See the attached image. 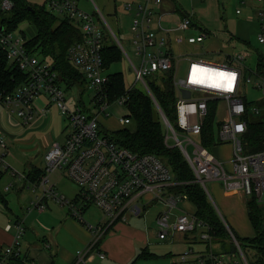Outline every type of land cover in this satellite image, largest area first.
<instances>
[{"label":"built area","instance_id":"obj_1","mask_svg":"<svg viewBox=\"0 0 264 264\" xmlns=\"http://www.w3.org/2000/svg\"><path fill=\"white\" fill-rule=\"evenodd\" d=\"M91 1L95 4L94 0ZM257 1L264 7V0ZM162 2L163 0H123V7L132 15L133 43L142 57L140 65L131 61L119 40L118 47L131 61L136 80L142 85L140 89L155 101L166 127L167 144L181 149L193 170L195 181L199 182L206 192H209L207 181L220 180L225 189L242 190L249 197L256 195L259 201L264 203V149L249 152L245 149L243 140L249 129L248 99L244 86L252 85L264 90V75L256 77L255 71L249 70L245 64L246 53L237 52L228 55L224 62L187 58L185 76L181 77V63L177 62L169 41L160 36L158 28L162 25L161 18L157 21L155 19L158 15L155 7L160 6ZM46 6L49 11L71 20L81 29L83 37L70 46L68 55L72 64L84 73L88 89L96 90L93 103L97 111L92 113L91 108L78 101L73 107L70 106L66 88L61 83L60 74L53 62L43 57L40 51L30 50L24 36H16L14 31L7 32L0 27V47L6 49L9 62L27 74L26 82L14 92L4 95L2 102L28 125L35 118L37 101L46 96L48 103L58 107L69 120V130L64 142H55L45 155V174L39 180V185L43 189V197H52L66 205L71 215L83 223L91 233V241L85 248L77 251L75 264H86L95 253L105 257V253L101 251V243L111 228L120 221H127L128 213L137 216L144 214L154 201L164 205L155 218L160 239L178 232L187 234L191 240L211 245L212 227L195 213L179 208L180 202L189 201V196L186 192L174 189L180 182L174 179L167 163L154 154H139L120 146L99 129L98 114L105 113L113 104L124 106L127 109L125 122H132L126 107L128 94L113 102L109 99L111 72L105 67L103 50L113 43L109 42V34L115 36V33L100 8L95 4L100 15L97 10L90 12L81 6L80 0H47ZM12 8L11 0H1L2 11L7 12ZM237 12L239 13L240 9ZM261 16L264 20V10ZM157 22L158 26H155ZM193 27L192 18L184 17L174 29L177 31L176 41L198 45L208 38L207 31L186 34V31ZM259 40L264 42V23ZM170 70L173 72L177 95L176 125L162 109L163 113L161 112V107L159 108L148 84L152 75ZM207 70L215 75H211ZM133 88L135 86H128L127 92ZM184 90L190 91L189 97L184 96ZM213 101L217 103L213 104ZM221 103L226 106L222 116ZM40 108L42 114L51 111L49 105ZM212 109L216 112L213 120L215 145L233 143L232 159L227 161L230 167L213 153L214 145L206 147L202 143L201 135ZM250 112L260 114L261 110L260 107L252 105ZM8 148L7 138L0 136V173L12 169L7 159ZM61 169H65L80 187L77 197L72 200L59 193L50 180L49 175ZM13 172L26 177L23 172ZM10 186L11 184L7 185L5 189L9 190ZM36 187L37 185L34 189ZM42 200L43 198L34 205L44 210L45 204ZM90 204L102 210L103 221L95 224L86 222L83 210ZM34 205L27 207L28 211ZM176 210L179 212L176 213ZM225 225L233 236L237 251L228 258L225 257L226 254H212L210 262L198 258L200 264H249L240 242L228 225ZM6 229H15V234L13 242L0 253V264H10V257L20 255V242L25 232L24 222H10ZM192 254V250L183 252L180 256L182 263L190 264L188 260Z\"/></svg>","mask_w":264,"mask_h":264},{"label":"crops","instance_id":"obj_2","mask_svg":"<svg viewBox=\"0 0 264 264\" xmlns=\"http://www.w3.org/2000/svg\"><path fill=\"white\" fill-rule=\"evenodd\" d=\"M118 1L119 0H104L103 2L113 7L114 11H116ZM204 1L207 2L208 0ZM186 2L188 1L163 0L160 6L155 7V11L158 13V15L155 16L156 21L161 18L162 25L161 28H158L160 36L169 41L174 50L177 62L181 64L184 61L188 62L187 58H204L209 60V58L203 56L208 54L223 53L227 57L237 52H245L247 55L246 61L249 60L251 62L253 56L256 58L253 67H250V64L247 65L246 61L245 64L251 71H255L256 77L261 75L256 71L258 57L264 56V42H260L259 40L262 24L264 23L261 16L264 7L261 3L257 0H215V5H217L218 8H223L226 18L223 20L222 28L211 33L210 30L206 28L198 27L196 23L200 19L198 18L197 12L194 11L195 6L190 4L191 10L189 11ZM238 9H240L239 13L237 12ZM209 12L210 9L208 10L205 8L203 16L207 21H209L210 17ZM186 16H190L194 21V27L187 30L186 34L191 35L200 33V31H207L209 36L204 42L193 45L189 43H178L176 41L175 37L177 31L174 29ZM155 26H158V22ZM72 90L75 91L76 87H73ZM262 91L264 95V90ZM37 103L36 117L28 124L29 127H27L28 125H25L15 113L5 107L0 99V136H5L7 138L9 147L7 159L12 167L10 171H3L0 173V181L3 180L5 183L3 189H0V208H6L8 210H0V253L4 251L6 246L13 242L15 234V229H6L7 224L16 220H21L24 222L25 232L22 238L23 240L20 242L21 252L19 256L22 258L27 257V264H75L77 251L85 248L91 241L90 231L83 223L71 215L66 205L52 197H43V189L39 185V181L36 180L37 178H34L33 169L39 168L44 170L46 162H44V167L41 168L34 164L33 161L29 162V160L23 164H19L15 157H13V149L19 141L18 136L28 134L30 129L34 128V126L40 122H50L55 110L58 108H56L55 105H50L46 96H42ZM255 103H258L261 107V113L263 112L264 114V96L261 100L255 101ZM44 105H49L51 109L48 114L41 113L40 107ZM221 106L223 108V113H225V104L221 103ZM48 140H46V144L34 145L32 149L27 148L29 150H24V153L30 156L35 154L38 155L39 151L42 149L47 153L55 142H59L57 139L52 140V138ZM215 148L217 157L221 159H228L233 155V143L231 142L222 143ZM27 164H29L28 169H26ZM14 170L25 173L26 177L24 178L19 174H14ZM55 173L53 172L54 175L50 174L49 177L57 188L59 187V178L61 177L59 174ZM210 181L211 189L208 187L209 194L212 190V195H210L214 197H212L214 201H217V204L216 201L215 204L219 210L218 214L224 216L225 220H223L225 224H227L233 234L237 235L239 238L254 237L255 231L250 221L248 211L249 196L245 195L242 190L225 189L220 180ZM9 184H11L10 189L6 190L5 187ZM35 185H37V187L34 189ZM15 186L17 187L16 193L13 191L9 195L2 194V192L11 191ZM26 189H30L34 193V201H32L31 205H34L35 202L43 198L42 201L45 204L44 210L34 205L28 212H25L24 208L19 209L17 213L12 211V203L13 206H16V200L24 201L27 197L28 194L26 193L28 192H25ZM57 190L59 191L60 188H57ZM62 191L60 193L65 194V192ZM78 193L79 190H76L72 198H76ZM93 205L94 204H90L83 210V217L86 222L90 224H95V222L98 221L94 216V210H91V206ZM159 206L161 209L164 208L163 204H159ZM33 209L39 211V218H32L31 215L33 212L31 211ZM158 211L155 214L154 221ZM29 212H31V214H29ZM160 240H168L170 244H183L184 248L174 253L172 252V245L166 246V249L162 251L153 252L151 250L152 244L147 237L146 231L140 229L137 225L129 223L128 219L127 221H120L116 223L102 239L101 251L105 253V257L102 258L95 253V255L87 260L86 264H146L149 260L155 259L162 260L163 264H183L180 256L186 250H192L193 252L188 262L190 264H200L198 258H204L207 262H210L212 254H226L225 257L228 258L229 255H233L234 253L231 248V243L228 241L224 245L220 242H213L211 245L203 242L201 244H194L192 243L194 240L189 239L187 234L178 232L170 234L167 238ZM143 251L152 253L154 258L137 260V256ZM9 260L8 263H10Z\"/></svg>","mask_w":264,"mask_h":264},{"label":"trees","instance_id":"obj_3","mask_svg":"<svg viewBox=\"0 0 264 264\" xmlns=\"http://www.w3.org/2000/svg\"><path fill=\"white\" fill-rule=\"evenodd\" d=\"M11 1L13 8L7 11L9 16H6V11L0 9V27L7 32H13L24 21L34 24L36 35L27 39V47L32 51H40L43 57L53 62L60 74L61 83L67 89H72L78 83L86 84L84 73L72 64L68 55L70 46L83 37L79 26L71 20L61 18L49 11L46 6L47 0L41 5L33 4L30 0ZM103 55L107 69L123 58L122 50L115 43L107 45L103 50ZM256 71L264 75V56L258 57ZM26 80L27 74L15 64L10 63L6 49L0 47V99L2 100L3 96L8 93L14 92ZM173 80V72L170 70L152 75L148 79V84L163 112L176 125L175 102L177 95ZM127 87L122 72L111 73L109 99L113 102L118 97L128 94L126 107L134 128H120L106 134L120 146L139 154L151 153L164 160L170 167L174 179L180 182L174 189L186 192L189 201L195 206V215L212 227L213 242H220L224 245L228 241L231 243L232 251L236 252L237 246L230 230L210 201L205 189L195 181L193 170L181 149L178 146L167 144L166 127L155 101L142 89L135 87L127 92ZM212 103L216 104L217 101ZM247 105L249 129L243 137L244 147L249 152H255L264 149V116L257 117V114L250 112L252 105H258L255 101L247 100ZM258 107L260 106L258 105ZM215 114V110L212 109L201 135L202 143L206 147L215 145L213 127ZM33 171L34 178H37L38 181L45 174V169L35 168ZM248 211L255 236L239 238L235 235V237L245 251L249 264H264V204L259 201L256 195L249 197ZM147 258H154V255L143 251L137 256V260ZM9 261L11 264H27L28 259L27 257L12 256Z\"/></svg>","mask_w":264,"mask_h":264},{"label":"rangeland","instance_id":"obj_4","mask_svg":"<svg viewBox=\"0 0 264 264\" xmlns=\"http://www.w3.org/2000/svg\"><path fill=\"white\" fill-rule=\"evenodd\" d=\"M30 1L33 4H39V5L46 2V0H30ZM94 1H95V4L100 8L103 16L106 18L107 22L109 23V25L111 26L112 30L115 33V36L113 34H109L110 35L109 42H113V43L119 45V43H118V40H119L121 42L122 46L124 47V49L127 51L129 57L131 58V61L135 65H140L142 57L138 53L136 45L133 43L134 33L131 30L132 15L129 14L125 10V8L123 7V0L118 1L116 11H114L113 7H110L109 5H107V3H104L103 2L104 0H94ZM106 1H108V0H106ZM187 1L188 2H186V4H187V8L189 9V11L191 10L190 4H193L195 6L194 11L197 12L198 18L200 19L196 23L199 28H206V29L210 30L211 33H214L215 30H219L220 28H222V25L224 22L223 20L226 18L225 12H224L222 7L218 8L217 5H215V0H208L207 2H205L204 0H192L193 2L191 0H187ZM80 4L84 9H86L90 12H95L97 10V12L100 15V12L98 11L99 8L97 6H95L93 1H91V0H80ZM205 8H207L208 10L210 9L209 21L204 19V16H203L204 12H205ZM6 16H9L8 12L6 13ZM0 25H1V19H0ZM198 30H200V29H198ZM14 32H15L16 36H20V35L24 36L25 35L24 36L25 39H30L36 34V27L34 26V24L30 23L29 21H24L19 25V27ZM203 56H205V57L209 58V60H213V61H221V62L226 61V56L223 53L208 54V55H203ZM255 59H256L255 56H253V58L251 59V62L249 60H247L246 61L247 65L250 64L249 66L253 67L255 65ZM131 61L129 60L127 55L125 53H123L122 60L114 63L110 67L109 71L112 73L113 72H122L124 74L125 82H126L127 86H135L138 88H142L141 83L136 80L134 67H133ZM181 67L182 68H181L180 76L184 77L185 72H186V68H187V62L186 61L182 62ZM75 87H76L75 91H73L72 89H68V90L65 89L66 93H67L68 104L73 107L76 104V102L78 101L82 104H85L89 108H91V112L95 113L97 111V109L95 108V105L93 103V99L95 97L96 90L95 89H91V90L88 89L87 84L78 83V84H76ZM244 93H245V96L247 97V99L249 101L261 100L264 96L263 91L261 89L254 88V87H252V85L244 86ZM107 113H109V115H107ZM126 114H127V109L124 106H120L119 104H113L105 113L101 112L100 114H98L97 123L99 125L100 131L102 133H107L111 130H116V129L125 128V127L133 129L134 128L133 122H131V123L125 122ZM223 114L224 113L222 111L220 113V115L222 116ZM263 115L264 114L262 112L260 114H257V117H262ZM68 124H69V120H68L67 116L63 115L60 112V110L57 108V110H55L53 117L51 118L50 122H40L37 125H35L34 128L30 129V132L28 134H22V135L18 136L19 141L17 142V144L15 145V147L13 149V157H15V159L18 161L19 164H23V163L27 162V160H29V162L33 161L34 164H36L37 166H39L41 168L44 167V165H45L44 156L46 154V151H44V149L40 150L38 155L35 154L32 156L26 155L24 153L25 152L24 150H29V149L34 148V147H32L34 145L35 146L38 144L41 145L42 143L46 144V140L51 139V138H52V140L57 139L59 142L63 143L65 138H66L65 136L67 135L68 130H69ZM27 127H29V125ZM170 142H171V144H173L172 141H170ZM217 146H219V145H217ZM215 147H216V145H214L212 147V151L216 155V148ZM27 148H29V149H27ZM189 149L191 150V147H189ZM216 157H217V155H216ZM219 159L222 161H225L227 163V161L232 159V157H230L228 159H221V158H219ZM226 165H227V167L231 166L230 163H227ZM28 167H29V164H27L26 169H28ZM55 172H54L55 174H59L61 177V178H59L60 182L58 185L59 187H57V188L58 189L60 188L61 191L63 190L62 192H65L64 195L69 200H72L73 199L72 197L75 195L76 190H80V187L70 178V176L67 174V171L65 169H61V170H58ZM51 174L54 175L53 173H51ZM210 183H211V181H207V187H209V189H211ZM4 185H5L4 181L1 180L0 181V189H3ZM62 186H63V188H62ZM13 191L15 193L17 192L16 186L13 187L11 189V191L2 192V194L3 195L4 194L9 195ZM211 191H210V194H211ZM25 192H28V193H26L28 195L24 199V201L23 200H20V201L16 200V203H17L16 206H13V203H12V211L13 212L17 213L19 209H23V208H24L25 212H28L27 207H29L31 205L32 201H34L33 200L34 193L30 189H26ZM207 194H208L210 201L213 203V205L215 206L216 210L219 213V210L216 206L217 201L215 200L216 201V204H215L214 199H212L213 196L211 197L212 194L210 195L208 191H207ZM179 208L185 209L189 213L195 212L194 204L188 200H184V201L180 202ZM160 209H161V207L159 206V204H157L156 201H154V202L150 203L149 207L146 209L144 214L140 215L141 217H138L137 215H132L131 213H128L127 214L128 215V222L133 224V225H137L140 229H143L144 231H146L147 237L149 238L150 243L152 244L151 250L153 252L162 251V250L166 249V246H172L173 245V251L172 252L177 253L181 249L184 248L183 244H179V243L170 244V242L168 240H160L158 238L157 227H156V223L154 221V217H155L156 212ZM0 210L1 211L2 210L8 211L6 208L5 209L0 208ZM91 210H94V216L98 219V221H96L95 223H98V222H101L104 220V214L98 206H96V205L91 206ZM31 212H33V214L31 215L33 219L39 218L40 213L38 210L33 209ZM31 212H29V214H31ZM175 212L178 213L179 210H176ZM220 216L222 217V219H224L223 215L220 214ZM0 220H1V217H0ZM22 240L23 239H21V241ZM192 243L201 244L202 242H200L199 240H196ZM146 264H163V262L160 259H155V260H149Z\"/></svg>","mask_w":264,"mask_h":264},{"label":"water","instance_id":"obj_5","mask_svg":"<svg viewBox=\"0 0 264 264\" xmlns=\"http://www.w3.org/2000/svg\"><path fill=\"white\" fill-rule=\"evenodd\" d=\"M1 28H2V27H1ZM183 93H184V96H186V97H189L190 94H191L189 90H184ZM159 108H160V106H159ZM160 110H161V108H160ZM161 112H162V110H161ZM162 113H163V112H162Z\"/></svg>","mask_w":264,"mask_h":264},{"label":"bare ground","instance_id":"obj_6","mask_svg":"<svg viewBox=\"0 0 264 264\" xmlns=\"http://www.w3.org/2000/svg\"><path fill=\"white\" fill-rule=\"evenodd\" d=\"M207 71H209V70H207ZM209 73H211V75H215V73L214 72H212V71H209ZM217 73V72H216Z\"/></svg>","mask_w":264,"mask_h":264}]
</instances>
